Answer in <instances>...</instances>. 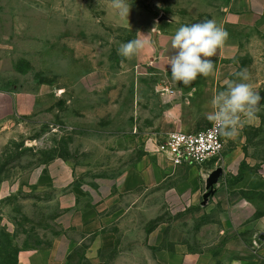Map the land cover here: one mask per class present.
I'll use <instances>...</instances> for the list:
<instances>
[{
  "label": "rangeland",
  "instance_id": "374dc122",
  "mask_svg": "<svg viewBox=\"0 0 264 264\" xmlns=\"http://www.w3.org/2000/svg\"><path fill=\"white\" fill-rule=\"evenodd\" d=\"M126 3L127 18L111 7V0H0V254L10 262L52 242L56 215L81 198L86 183L119 182L169 132L212 123L207 119L211 102L181 94L169 69L159 65L169 68L175 54L155 50V30L168 25L215 20L228 39L211 58L212 93L223 91L226 79L240 82L231 75L234 70H246L249 79L243 82L259 91L255 117L245 120L236 136H222V151L209 162L223 168V158L237 145L236 173L223 169L219 179L224 176L229 184L255 176L256 184L237 192L244 209L234 213L264 216V17L228 15L212 6L213 0ZM143 35L152 47L130 59L119 54L122 44ZM181 119L186 121L182 127ZM54 159L77 169L74 188L60 191L25 182L29 170ZM2 183L13 186L3 190ZM215 210L197 215L196 222L214 221ZM169 216L160 212L149 224ZM91 238L73 249L69 263L92 264L84 255ZM115 259L123 262L130 255H103L106 264Z\"/></svg>",
  "mask_w": 264,
  "mask_h": 264
},
{
  "label": "crops",
  "instance_id": "0c3cea01",
  "mask_svg": "<svg viewBox=\"0 0 264 264\" xmlns=\"http://www.w3.org/2000/svg\"><path fill=\"white\" fill-rule=\"evenodd\" d=\"M212 6H219L228 15L264 17V0H213ZM179 27L168 25L155 30L157 53L174 51L169 38ZM159 65L171 72L165 63ZM214 79V73L200 75L189 85L177 82V86L191 100L210 103ZM184 124L186 121L181 119L180 127ZM233 148L222 161L225 173L230 175L238 169V146ZM216 166L206 161L201 166L173 167L150 145L119 182L86 183L80 189L81 198L56 215L58 232L50 245L20 253L16 264H71L73 249L88 236L92 238L84 255L92 264H106L103 255L107 251L130 255L129 260L115 259L108 264H264V216L239 218L234 213L244 209L237 192L256 184L257 178L244 175L228 184L223 176L202 204L205 178ZM77 177L72 164L54 159L29 170L25 182L69 191ZM12 186L1 184L2 189ZM213 208L214 221L196 222L197 215ZM160 212H166L169 218L149 224ZM112 226L113 233L108 231ZM124 245L130 247L123 249Z\"/></svg>",
  "mask_w": 264,
  "mask_h": 264
},
{
  "label": "clouds",
  "instance_id": "9594fccd",
  "mask_svg": "<svg viewBox=\"0 0 264 264\" xmlns=\"http://www.w3.org/2000/svg\"><path fill=\"white\" fill-rule=\"evenodd\" d=\"M111 7L123 17H128L130 4L126 0H111ZM137 38L124 43L119 48V54L132 58L139 50L152 47V42ZM228 39V32L215 20H206L181 26L171 40L175 54L171 55L170 65L172 79L178 83L189 85L200 75L208 77L214 73L215 64L211 59L217 55ZM237 80L226 79L225 88L214 94L211 104L213 112L207 119L215 127V135L232 138L238 134L245 120H251L258 111L262 97L247 81L246 70L233 71Z\"/></svg>",
  "mask_w": 264,
  "mask_h": 264
},
{
  "label": "built area",
  "instance_id": "2783aa9c",
  "mask_svg": "<svg viewBox=\"0 0 264 264\" xmlns=\"http://www.w3.org/2000/svg\"><path fill=\"white\" fill-rule=\"evenodd\" d=\"M222 136L215 135V127L198 130H173L155 143L156 152L173 167L201 166L222 151Z\"/></svg>",
  "mask_w": 264,
  "mask_h": 264
},
{
  "label": "water",
  "instance_id": "95a60500",
  "mask_svg": "<svg viewBox=\"0 0 264 264\" xmlns=\"http://www.w3.org/2000/svg\"><path fill=\"white\" fill-rule=\"evenodd\" d=\"M261 100L259 101L260 104ZM223 174V168L221 166L214 168L211 170L208 175L205 178V189L206 191L202 195V204L207 200L211 188L213 185H215L218 182V179L222 176Z\"/></svg>",
  "mask_w": 264,
  "mask_h": 264
},
{
  "label": "trees",
  "instance_id": "16d2710c",
  "mask_svg": "<svg viewBox=\"0 0 264 264\" xmlns=\"http://www.w3.org/2000/svg\"><path fill=\"white\" fill-rule=\"evenodd\" d=\"M49 245H50V244H49ZM49 245H47V246H49ZM47 246H43V247H47ZM2 256H3V255L0 254V264H16V263H17L16 260L10 262L9 260L3 258ZM1 257H2V258H1Z\"/></svg>",
  "mask_w": 264,
  "mask_h": 264
}]
</instances>
